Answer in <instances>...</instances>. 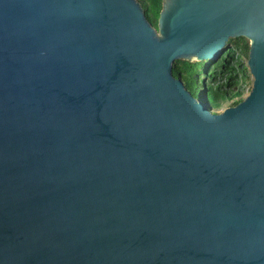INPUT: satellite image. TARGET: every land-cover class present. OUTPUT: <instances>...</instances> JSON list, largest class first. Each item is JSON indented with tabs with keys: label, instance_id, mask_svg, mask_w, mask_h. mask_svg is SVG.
<instances>
[{
	"label": "water",
	"instance_id": "obj_1",
	"mask_svg": "<svg viewBox=\"0 0 264 264\" xmlns=\"http://www.w3.org/2000/svg\"><path fill=\"white\" fill-rule=\"evenodd\" d=\"M240 36L216 113L173 64ZM0 264H264V0H0Z\"/></svg>",
	"mask_w": 264,
	"mask_h": 264
},
{
	"label": "trees",
	"instance_id": "obj_2",
	"mask_svg": "<svg viewBox=\"0 0 264 264\" xmlns=\"http://www.w3.org/2000/svg\"><path fill=\"white\" fill-rule=\"evenodd\" d=\"M144 9L148 21L157 27V19L162 0H138ZM227 49L220 59L211 63L209 60H176L173 75L180 77L192 96L198 98L206 90L211 110L223 104L234 106L243 100L252 88L253 77L247 65L249 41L245 37L229 38ZM213 67L209 70L210 66ZM250 76L252 77L250 82ZM218 79V81H217ZM245 86H248L247 95Z\"/></svg>",
	"mask_w": 264,
	"mask_h": 264
},
{
	"label": "rangeland",
	"instance_id": "obj_3",
	"mask_svg": "<svg viewBox=\"0 0 264 264\" xmlns=\"http://www.w3.org/2000/svg\"><path fill=\"white\" fill-rule=\"evenodd\" d=\"M213 67V65L212 66H210V68H209V70H211V68ZM251 79H252V77L250 76V82H251ZM217 81H218V79H217ZM248 86H245V88H244V90H245V93H244V96H245V94L247 95V90H248ZM227 107H229V106H227V104H223V105H221L220 107H218V108H214V109H212V111L213 112H216V113H220V112H222L225 108H227Z\"/></svg>",
	"mask_w": 264,
	"mask_h": 264
}]
</instances>
